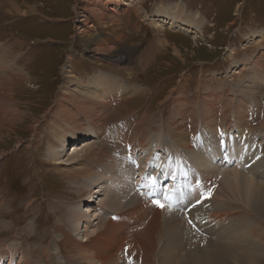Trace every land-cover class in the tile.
<instances>
[{
  "label": "rangeland",
  "instance_id": "1",
  "mask_svg": "<svg viewBox=\"0 0 264 264\" xmlns=\"http://www.w3.org/2000/svg\"><path fill=\"white\" fill-rule=\"evenodd\" d=\"M0 51L3 264H99L71 244L107 220L115 264H264V0H0ZM99 75L126 92L70 82ZM90 126L95 139L62 146ZM227 147L240 161L224 162ZM85 211L100 220L81 225ZM205 240L232 248L201 256Z\"/></svg>",
  "mask_w": 264,
  "mask_h": 264
},
{
  "label": "bare ground",
  "instance_id": "2",
  "mask_svg": "<svg viewBox=\"0 0 264 264\" xmlns=\"http://www.w3.org/2000/svg\"><path fill=\"white\" fill-rule=\"evenodd\" d=\"M14 7V1H12V2H9V4H8V8H9V11H12V8ZM119 8V7H118ZM93 11H94V13H96L97 11H99L98 9L96 10V9H93ZM6 12V11H5ZM8 12V11H7ZM17 12H20V9H18L17 10ZM92 12V11H91ZM115 12V11H114ZM7 14V13H6ZM17 14H19V13H17ZM173 18V17H172ZM178 22H176V23H171V27L172 28H176L177 26H178V24H177ZM180 23V22H179ZM180 26V25H179ZM180 28H182V27H180ZM184 30V29H183ZM190 32V31H189ZM192 32V31H191ZM95 43H94V50L95 51H105V52H109L110 50H111V48L110 47H108L107 45H105L100 39H98V40H96L95 39V41H94ZM111 46V45H110ZM112 47V46H111ZM0 53L1 54H3L4 52H1L0 51ZM67 72H69V71H65V73H67ZM8 73V72H7ZM71 79H73V81L72 80H70V82H72V84H76L77 86H79V87H81V88H83V89H86V90H91V86H93V85H97V86H99V87H102V88H105V89H101V90H99V91H101V92H104V91H106L107 90V87L108 88H110V89H114V92H116V91H121V92H126V90L127 89H125V88H123V86L116 80V79H108V78H105V77H103L104 79L102 80V77L99 75V76H97V77H94L93 79H90L91 81H89V82H87V83H85V84H83L78 78H76V77H74V76H71L70 77ZM100 80V81H99ZM102 80V81H101ZM113 91V90H112ZM123 96H125V94L124 93H121ZM128 95H130V93L128 94ZM127 95V96H128ZM0 99H3L4 101H6L7 99L9 100L10 99V95H9V90L7 89V87H0ZM89 102V101H88ZM71 106H72V108L74 109V110H79L80 112H84V111H82V110H85V111H87V110H89L90 108L88 107V104L87 105H85V103H81V102H74L73 104H71ZM58 107H60V110H57V108H56V112H57V117L59 118V119H62V117L64 116V114H65V107L64 106H62L61 104H59L58 105ZM81 109V110H80ZM97 112H98V110H93V112H92V114L90 115V117H94L96 114H97ZM98 118V117H97ZM96 118V119H97ZM241 118V117H240ZM242 119V118H241ZM125 121H123V123L124 122H126V123H129V119H124ZM193 125V124H192ZM91 126L93 127H95V126H98V124L97 123H92L91 124ZM90 126V130H87V131H83L82 133H80V131H76V133H74V135L72 136V134H70V135H66V137L64 138V140H62V146H66L67 144H69V143H71L72 142V140H73V142L74 141H77V136H82L83 137V139H87V140H92V139H95L94 137H91L92 135H91V133H92V127ZM227 127V129H228V125L226 126ZM191 128V127H190ZM227 129H225V130H227ZM103 132V129L102 128H99L98 129V133H102ZM136 136H134L132 139L130 138V137H126L125 138V143H126V145H125V147H130V149H132V148H134V147H136V146H138L139 144H141L140 143V140H139V138H140V136L142 135L141 134V130L139 129V128H137V131H136ZM97 136V135H96ZM91 137V138H90ZM241 138L242 139H245V137H243V136H241ZM119 140H121V142L123 141V138L121 139H119ZM242 147H241V149H240V152L241 153H246L247 151L245 150V148H246V146L245 145H242V144H240ZM192 147V146H191ZM188 148L190 149V145H188ZM226 148V147H225ZM227 153L226 154H224V156H225V158H226V160H228V161H224V162H230V159L233 157V159H237V160H239L240 161V156L238 157L237 156V154H239V153H237V154H233V153H231V151H230V149L227 147ZM234 150V149H233ZM85 153H87V152H85ZM103 153H104V156H108L107 155V153L105 152V151H103ZM130 153H133L132 151H130ZM116 157V156H115ZM124 161V160H123ZM122 161V162H123ZM208 161H204V163H207ZM93 163H98V161H96V160H93ZM135 165V164H134ZM120 166V165H119ZM119 166L117 167V169H116V171H118L119 172ZM114 167L112 166V168L110 169V171H111V173L112 172H114ZM81 173H84V172H81ZM118 175H119V173H118ZM139 175V174H138ZM141 176H142V174H141ZM236 174L234 175V178H235V180H236ZM252 178V177H251ZM120 180V179H119ZM244 181V180H243ZM236 184L238 185L239 183H237L236 182ZM245 184H246V187H245V190H243V196H244V199H245V201H251V202H253L254 201V196H257V197H260V196H258V195H260V194H255L254 193V191L252 192V190H251V187H252V182L250 181V180H247V183L245 182ZM199 187V186H198ZM101 188H103V187H99L98 189H94V190H90V191H93V192H95V190L97 191L98 190V192L101 194V192H102V190H101ZM89 192V191H88ZM200 194V193H199ZM227 194V193H226ZM138 195H139V193H138ZM199 196V195H198ZM253 197V198H252ZM88 198H91V200H94V198L95 199H97L98 197H96L94 194H92V193H89L88 194ZM203 198H205V197H203ZM201 198H198V201L200 200ZM100 200V199H99ZM214 200H216V199H214ZM255 202V201H254ZM88 203V202H87ZM87 203H85L83 206H86V204ZM89 204H91V203H89ZM100 206H102V205H100ZM195 206V205H194ZM215 206V205H214ZM257 207H258V209H261V205H257ZM257 207H256V209H257ZM159 209H162V207L161 208H159ZM100 211H102V212H104V211H107V210H105V209H99ZM78 212V214L77 215H80V210H78L77 211ZM82 212V211H81ZM83 213V212H82ZM85 213V215H84V217L83 216H81L82 217V219H80L81 221V225H83L84 224V220H86L85 221V223L86 222H89V217L90 218H92V217H94V221H97L98 219H99V215H101L100 213H94V215L93 216H91V213L92 212H88V214H90V216L88 217L87 215H86V211L84 212ZM213 213V212H212ZM218 213V212H217ZM222 213V212H221ZM158 214V213H157ZM212 218H213V220L214 221H221L222 219H223V217H217V214L216 213H214V214H211L210 215ZM224 218H225V216H224ZM202 219V218H201ZM79 220V219H78ZM100 220V219H99ZM93 221V222H94ZM214 221H212V222H214ZM100 223V222H99ZM96 224V223H95ZM110 227H112L113 229H118V225H115V223H113L112 222V220H107L105 223H103V225L102 226H99L98 228H94L93 229V231H92V233L90 234V235H88V237L86 238V241H83L82 242V244H77V243H75V241H73L70 237H68V239L67 240H71V241H73L72 242V244L71 245H73V248H75V249H77V257L75 258L77 261L78 260H86V261H93V260H96V261H98L99 262V264H115V261L117 262V261H119L120 259H121V257H120V255L123 253L122 252V248H121V245H120V242H121V240L119 241V239H118V244H117V246H115V247H113V248H108L109 250L108 251H105L103 248V245H104V243L102 242V237H101V228H103L106 232L107 231H111L110 230ZM121 227V226H120ZM120 227H119V229H120ZM208 227H211V225H208ZM111 228V229H112ZM153 229V228H152ZM156 229V228H155ZM209 229V230H208ZM207 229V233L208 234H210V233H212L213 231H216L217 233H219V234H221L222 233V231L221 232H218L215 228H213V227H211V228H208ZM215 229V230H214ZM94 231H97V232H94ZM93 232H94V234H93ZM104 232V231H103ZM111 233V232H110ZM93 234V235H92ZM118 237V236H117ZM208 237H210V235L208 236ZM122 238V237H121ZM120 238V239H121ZM107 239H108V241L110 240V237H107ZM113 239V238H112ZM149 239V238H148ZM261 239V238H260ZM104 240V239H103ZM133 240V239H132ZM135 242V241H134ZM204 242H206V244H207V246H208V250H207V252L206 253H202L201 254V256H210V254H211V252H214V251H218V252H220V251H222V250H224V249H229V248H232V246H231V244L230 243H224V242H222V243H220V244H215V245H212V244H214V243H210V242H208V241H204ZM263 242H264V239H263ZM193 243V242H192ZM132 248V247H131ZM206 250V249H205ZM241 252H245V250H243V249H241L240 250ZM254 253V252H253ZM240 255H241V253H240ZM249 257V256H248ZM70 259V258H69ZM242 259H243V261L245 260V258L244 257H242ZM255 259H256V257H249L248 258V261H246V263H248V264H257L256 263V261H255ZM72 262H74L75 264H77L76 262H75V260H73V259H70ZM247 260V259H246ZM145 261V260H144ZM142 262H143V259H142ZM258 262V261H257ZM17 264H27V262H26V260L24 261L23 259H22V262H21V260H19V261H17L16 262ZM0 264H3L2 262H1V260H0ZM142 264H145L144 262L142 263ZM148 264H150V262L148 263Z\"/></svg>",
  "mask_w": 264,
  "mask_h": 264
},
{
  "label": "snow or ice",
  "instance_id": "3",
  "mask_svg": "<svg viewBox=\"0 0 264 264\" xmlns=\"http://www.w3.org/2000/svg\"><path fill=\"white\" fill-rule=\"evenodd\" d=\"M153 179V183H155V178H152ZM158 203V205L160 206V207H164L165 205H163V204H160L159 202H157Z\"/></svg>",
  "mask_w": 264,
  "mask_h": 264
}]
</instances>
